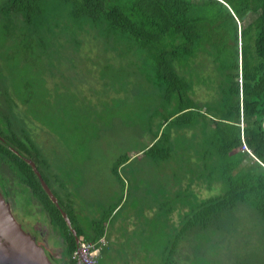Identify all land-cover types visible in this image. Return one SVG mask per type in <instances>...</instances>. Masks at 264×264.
Segmentation results:
<instances>
[{
    "label": "trees",
    "instance_id": "obj_1",
    "mask_svg": "<svg viewBox=\"0 0 264 264\" xmlns=\"http://www.w3.org/2000/svg\"><path fill=\"white\" fill-rule=\"evenodd\" d=\"M0 17L6 24L22 23L40 44L64 32L78 33L71 37L75 44L102 39L111 51L101 45L99 50L114 56H105L100 71L112 69L110 60L123 55L126 65L141 63L152 74L143 104L156 100L146 110L158 121L155 130L146 129L153 136L139 151L154 165L155 176L144 168L146 176L139 177L152 183L151 195H133L138 187L131 179L137 175L117 173L133 160L117 159L112 174L122 192L90 207L88 233L74 225L75 199L51 189L27 153L32 143L0 112V137L6 141L0 144V194L23 209L35 203V212L62 238L69 262L76 243L61 212L85 241L101 238L109 219L126 216L134 223L129 232L121 222L123 241L117 238L126 246L119 248L130 249L129 257L124 251L101 252L99 264L114 263L113 255L121 264L136 256L143 264H264V0H8ZM115 44L125 51L117 52ZM205 87L209 98L199 103ZM180 145L195 161L171 167ZM10 147L27 153L57 205ZM203 188L208 197L201 196Z\"/></svg>",
    "mask_w": 264,
    "mask_h": 264
},
{
    "label": "rangeland",
    "instance_id": "obj_2",
    "mask_svg": "<svg viewBox=\"0 0 264 264\" xmlns=\"http://www.w3.org/2000/svg\"><path fill=\"white\" fill-rule=\"evenodd\" d=\"M7 2L0 0V8L6 7ZM77 34L74 32L69 36L64 32L40 44L37 36L30 35L22 23L6 24L0 17V91L6 90L1 97L0 109L4 107L6 117L14 130L23 135V140L25 137L32 143V152L28 153L35 157L40 172L57 195L63 199L69 193L75 198L84 190L83 204L71 207L75 209L74 225L87 232L96 202L97 205L105 203L122 192L112 174L117 159L127 155L133 160L125 169L117 170L120 177L137 175L131 179V182L137 181L134 184L138 187L132 191L133 195L138 199L145 193L151 195L152 183H144L145 180L139 177L146 176L144 168L149 176H155V173L151 174L154 167H148L154 165L146 164L150 160L142 157L139 151L150 143L153 134L146 129L150 126V132L155 130L158 119L148 118L147 115L152 113L146 110L153 102L157 103L156 100L149 105L143 104L145 95L142 91L152 84L148 81L152 78L149 70L141 63L126 65L127 60L121 59H127V56L120 55L110 60L112 69L100 71V66L107 60L105 56H114L111 52L104 54L103 47L108 51L111 47L105 46L102 39L91 40L92 37L75 44L71 37ZM115 46L120 54L125 51L123 44ZM135 59L138 61L136 56ZM207 89H201L197 98L199 103L209 98ZM7 98L11 102L6 101ZM139 100L141 102L137 104ZM29 142H25L28 149ZM175 150L171 167H180L179 161H195V156L189 157L194 155L192 152H182L185 150L182 145L176 146ZM74 184L80 188H72ZM199 191L203 197L210 195L204 188ZM155 201L165 200L158 198ZM145 206L140 207L143 213L150 210ZM30 210H35V203ZM125 224L129 232L134 227L130 221L125 220ZM46 230L56 260L65 264L62 239L49 225ZM110 234L111 238L115 235L112 231ZM124 252H128L127 259L130 249ZM109 258L106 256V260ZM137 258L128 263L143 264Z\"/></svg>",
    "mask_w": 264,
    "mask_h": 264
},
{
    "label": "water",
    "instance_id": "obj_3",
    "mask_svg": "<svg viewBox=\"0 0 264 264\" xmlns=\"http://www.w3.org/2000/svg\"><path fill=\"white\" fill-rule=\"evenodd\" d=\"M264 130V120L261 125ZM32 169L38 178L42 189L48 195L50 200L57 205V201L51 194L49 188L42 180L36 166L30 159H23ZM67 227L75 237V243H78L75 231L71 228V223L64 212H61ZM1 251L5 254H1ZM2 258V259H1ZM0 264H51L45 256L43 249L25 232L15 221L9 205L0 194Z\"/></svg>",
    "mask_w": 264,
    "mask_h": 264
},
{
    "label": "flooded vegetation",
    "instance_id": "obj_4",
    "mask_svg": "<svg viewBox=\"0 0 264 264\" xmlns=\"http://www.w3.org/2000/svg\"><path fill=\"white\" fill-rule=\"evenodd\" d=\"M1 101H2V99L0 96V102ZM2 108L4 109L3 106H2ZM3 109H0L1 113L5 112ZM5 114H7V113L5 112ZM0 144H3V145L6 144V141L2 137H0ZM10 149H11V152L15 156L20 158L21 160H23L24 158L29 159V157L27 156L28 152L27 153L26 152H19L16 148H11V147H10ZM5 202L11 208L12 215H13L15 221L20 225L22 231L25 232L26 234H28L35 241V243L43 249L44 254L48 258L50 263L51 264H61L58 260H56L57 255H55L52 252V247L50 244L51 237L49 239V237L47 236L46 227L48 225L44 221L43 216L41 214H37L35 212V210H30V208L23 209V207L20 204H17L15 206L16 202L11 200V199L8 201L5 200ZM14 207L18 208L19 210L14 211L15 210ZM53 233H55V232H53ZM55 234H57V233H55ZM62 242H63V240H62ZM63 246H64V243H63ZM1 254H5V253H3V251H1ZM62 254H63L62 256H63L64 262H66L65 264H74L72 258L70 259L72 263L69 262V260L67 258H65L64 248H63Z\"/></svg>",
    "mask_w": 264,
    "mask_h": 264
},
{
    "label": "crops",
    "instance_id": "obj_5",
    "mask_svg": "<svg viewBox=\"0 0 264 264\" xmlns=\"http://www.w3.org/2000/svg\"><path fill=\"white\" fill-rule=\"evenodd\" d=\"M122 167V166H121ZM120 167V168H121ZM150 167V166H149ZM122 168H124V167H122ZM77 187V188H76ZM72 188H74V189H78V188H80V186H78L77 184H74V187H72ZM97 192V191H96ZM86 193H88L87 191H86ZM84 190H83V194H80V197H75L74 199H75V201H73L72 203H70V205L71 206H79V205H81L82 203H81V197L82 196H84ZM77 198V199H76ZM72 209H73V213H75V209L72 207ZM92 213V212H91ZM77 214V213H76ZM126 216H125V218H122V220H119V221H114L113 223L111 222V220L109 219L106 223H105V226H104V234H103V236L101 237V238H99V239H103V241H104V246L102 247V249H101V252H104L105 254L107 253H111V254H115L117 251H128V249L127 248H119V247H126L125 246V244L124 245H121V244H119V241H118V239L117 238H119L120 239V241L122 242L123 241V238L121 237V236H123L122 235V233H120L121 231V229H120V225H121V222L123 223V222H125V220H126ZM69 219V218H68ZM70 221V220H69ZM127 221V220H126ZM116 222H117V224H118V226H116ZM80 230H81V228L80 227H78ZM119 228V229H118ZM74 230V229H73ZM88 230H90L89 228H88ZM75 231V230H74ZM82 231V230H81ZM111 231H112V233H114L115 235L113 236V238H111ZM120 231V232H119ZM76 233V232H75ZM86 233V232H85ZM88 233V232H87ZM121 237V238H120ZM78 238V237H77ZM78 239H83V237L81 236V237H79ZM100 252V253H101ZM112 259V258H111ZM112 260H114L115 262H119V259L117 258V257H115L114 255H113V259ZM114 261H111L110 263H112V262H114ZM115 262L114 263H112V264H115Z\"/></svg>",
    "mask_w": 264,
    "mask_h": 264
},
{
    "label": "built area",
    "instance_id": "obj_6",
    "mask_svg": "<svg viewBox=\"0 0 264 264\" xmlns=\"http://www.w3.org/2000/svg\"><path fill=\"white\" fill-rule=\"evenodd\" d=\"M104 244L103 239L96 241L79 239L71 258L75 264H99L100 252Z\"/></svg>",
    "mask_w": 264,
    "mask_h": 264
}]
</instances>
